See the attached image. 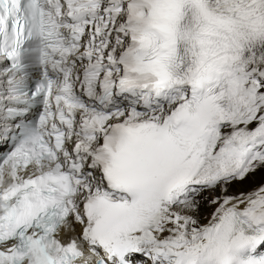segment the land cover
<instances>
[{
  "label": "snow or ice",
  "instance_id": "snow-or-ice-1",
  "mask_svg": "<svg viewBox=\"0 0 264 264\" xmlns=\"http://www.w3.org/2000/svg\"><path fill=\"white\" fill-rule=\"evenodd\" d=\"M0 264H264V0H0Z\"/></svg>",
  "mask_w": 264,
  "mask_h": 264
},
{
  "label": "rangeland",
  "instance_id": "rangeland-1",
  "mask_svg": "<svg viewBox=\"0 0 264 264\" xmlns=\"http://www.w3.org/2000/svg\"><path fill=\"white\" fill-rule=\"evenodd\" d=\"M258 180H259V177H258V179H257V182H258Z\"/></svg>",
  "mask_w": 264,
  "mask_h": 264
},
{
  "label": "bare ground",
  "instance_id": "bare-ground-1",
  "mask_svg": "<svg viewBox=\"0 0 264 264\" xmlns=\"http://www.w3.org/2000/svg\"><path fill=\"white\" fill-rule=\"evenodd\" d=\"M257 179H258V177H257ZM259 181V180H258Z\"/></svg>",
  "mask_w": 264,
  "mask_h": 264
}]
</instances>
